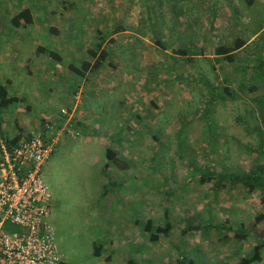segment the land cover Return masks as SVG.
Listing matches in <instances>:
<instances>
[{"label":"rangeland","instance_id":"1","mask_svg":"<svg viewBox=\"0 0 264 264\" xmlns=\"http://www.w3.org/2000/svg\"><path fill=\"white\" fill-rule=\"evenodd\" d=\"M25 8L33 23L14 28ZM117 27L99 71H69L88 59L97 31ZM236 39L246 46L234 61L216 62L214 49ZM0 82L20 100L1 114L8 138L60 122L80 92L76 137L61 139L42 174L65 263L237 264L264 238L260 189L200 181L202 172L242 176L264 165V2L0 0ZM107 148L126 169L104 168ZM147 220L168 221L169 236L151 243L139 225ZM203 225L211 227L183 233ZM239 227L244 238L234 236Z\"/></svg>","mask_w":264,"mask_h":264},{"label":"built area","instance_id":"2","mask_svg":"<svg viewBox=\"0 0 264 264\" xmlns=\"http://www.w3.org/2000/svg\"><path fill=\"white\" fill-rule=\"evenodd\" d=\"M79 98L80 92L71 112L60 110V122H44V130L15 145L0 138V264H67L49 223L52 196L42 174L61 139L76 137L69 126ZM6 226L19 232L9 234Z\"/></svg>","mask_w":264,"mask_h":264},{"label":"trees","instance_id":"3","mask_svg":"<svg viewBox=\"0 0 264 264\" xmlns=\"http://www.w3.org/2000/svg\"><path fill=\"white\" fill-rule=\"evenodd\" d=\"M241 2L246 7H252L256 0H241ZM11 24L14 28H21L25 26H29L33 23V16L31 11L27 8L22 9L18 13L14 14L11 18ZM263 30V28H261ZM121 31L120 28H115L112 31H109L105 36L103 33L104 31H97L98 37L97 42L91 49L86 50V54L88 56L87 60H83L78 67L70 64L69 71L78 76L79 78L85 77L86 74L95 73L99 71L104 63L106 62L107 58L109 57V52L105 48L106 42L112 44L113 43V36L116 35ZM108 38L107 41L105 39ZM159 45V42L156 41ZM246 46V43L241 39H236L232 44H224L217 46L213 51V57L215 61H220L221 59L226 60L228 63H232L235 59V55L238 51ZM107 47V46H106ZM37 52L45 53L50 58H53L57 61H60V57L52 52L51 50H47L45 48H37ZM178 55L181 56H188L189 53L185 50H179L176 52ZM224 92L227 93V90L224 89ZM76 95V94H75ZM74 95V96H75ZM74 98V97H73ZM20 100L15 96H11L8 92L6 85L0 82V119L1 114L3 111L9 109L12 105L19 103ZM263 112V110H262ZM260 117H263L261 123H264V115L261 113ZM1 124V123H0ZM73 121L70 123V128L73 130ZM41 130H44L42 125ZM74 131V130H73ZM0 138L5 141L8 146L15 145L18 143L22 138L19 135H16L13 138H8L2 132H0ZM26 139V138H23ZM106 158L107 163L105 164V169H108L111 165L121 166L123 169H126V164L122 160H119L117 154L113 152L111 148L106 149ZM212 179H215L214 187H218L224 184H231L237 185L241 184L244 188H247L249 191H254L256 189H260L264 193V165L262 166H253L247 174L242 176H226L224 174H218L214 176L212 173L209 172H202L200 176V181L202 183L209 182ZM260 219V217L258 218ZM138 223V222H137ZM139 224V223H138ZM141 230L144 234L147 235L148 240L151 243L158 242L160 237H168L170 231L172 229L171 224L168 221L164 222L163 227H154V221L147 220L144 223L139 224ZM211 227L210 225H203L197 227H187L183 230V233H187L189 231H200L206 230ZM235 232V237L244 238L247 234L243 232V228L239 227ZM94 251L93 255L98 258L100 256V247L93 245ZM264 250V238L260 242L253 247L251 252L248 256L240 259L237 264H260L262 261V252ZM127 264H135L132 260H129ZM176 264H192L191 260L180 258L177 260Z\"/></svg>","mask_w":264,"mask_h":264},{"label":"crops","instance_id":"4","mask_svg":"<svg viewBox=\"0 0 264 264\" xmlns=\"http://www.w3.org/2000/svg\"><path fill=\"white\" fill-rule=\"evenodd\" d=\"M260 1H262V2H264V0H256V2H260ZM16 98H18V96H15ZM41 129V128H40ZM110 138V137H109ZM48 163V162H47ZM122 226L123 227H125V225L124 224H122ZM124 236H126V235H124Z\"/></svg>","mask_w":264,"mask_h":264}]
</instances>
